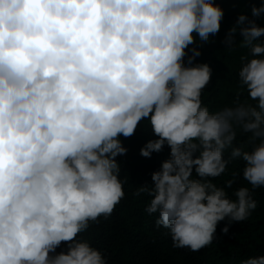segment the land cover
I'll return each mask as SVG.
<instances>
[{
  "label": "clouds",
  "instance_id": "9594fccd",
  "mask_svg": "<svg viewBox=\"0 0 264 264\" xmlns=\"http://www.w3.org/2000/svg\"><path fill=\"white\" fill-rule=\"evenodd\" d=\"M223 16L212 0H0V264H108L82 234L124 198L120 137L144 121L158 138L140 155L165 144L170 155L137 195L150 197L145 210L173 247L197 252L219 221H245L257 208L264 4L251 18L242 9L225 38L226 50H247L234 102L205 104L212 69L193 63L196 47L185 62L189 45L215 43ZM232 161L243 162L247 183L218 186ZM61 242L70 243L56 253ZM240 264H264V255Z\"/></svg>",
  "mask_w": 264,
  "mask_h": 264
},
{
  "label": "trees",
  "instance_id": "16d2710c",
  "mask_svg": "<svg viewBox=\"0 0 264 264\" xmlns=\"http://www.w3.org/2000/svg\"><path fill=\"white\" fill-rule=\"evenodd\" d=\"M224 10L219 32L212 37L215 43L206 45L193 44L186 49L185 62L196 47L200 55L193 63H207L212 69L209 83L205 86L202 99L210 108H219L231 104L237 99L239 89L236 74L241 56L246 49L237 47L228 51L225 42L229 28L236 23L242 9L250 16L253 5L260 6L264 0H212ZM241 37L239 34L236 40ZM239 98L244 99L240 94ZM151 126L141 122L131 137L121 135L123 145L127 148L125 155L116 157L122 166L121 178L125 180L124 198L108 217H100L98 222L90 224L82 238H90L92 246L99 249L108 259V264H240L242 259L250 256L264 255V188L254 190L253 198L257 208L245 221H231L226 217L219 221L214 233L213 243L197 252L188 248H175L167 229L156 223L158 214L146 212V194L137 195L138 186L153 184V172L158 171L162 161L169 158L170 147L165 144L160 152H153L150 158L140 155V149L150 139H157ZM246 136H239L240 143L246 142ZM228 153H225V158ZM243 162L232 161L221 177L215 178L218 186L234 181L232 189L247 182L242 176ZM232 189H228L231 193ZM228 227V232L222 229ZM70 242H61L56 253L67 250Z\"/></svg>",
  "mask_w": 264,
  "mask_h": 264
}]
</instances>
